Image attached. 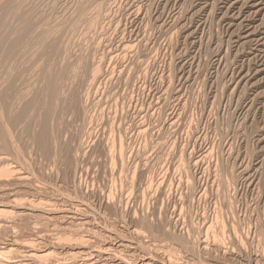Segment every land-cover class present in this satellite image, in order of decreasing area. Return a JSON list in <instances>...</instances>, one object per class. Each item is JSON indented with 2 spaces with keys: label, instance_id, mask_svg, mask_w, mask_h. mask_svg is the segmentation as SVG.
<instances>
[{
  "label": "rangeland",
  "instance_id": "374dc122",
  "mask_svg": "<svg viewBox=\"0 0 264 264\" xmlns=\"http://www.w3.org/2000/svg\"><path fill=\"white\" fill-rule=\"evenodd\" d=\"M3 1L7 42L35 31L18 63L1 58L11 111L57 74L63 107L43 95L34 122L6 125L19 148L0 150V264H264V14L229 0ZM46 107L59 117L49 153L33 141Z\"/></svg>",
  "mask_w": 264,
  "mask_h": 264
},
{
  "label": "bare ground",
  "instance_id": "6f19581e",
  "mask_svg": "<svg viewBox=\"0 0 264 264\" xmlns=\"http://www.w3.org/2000/svg\"><path fill=\"white\" fill-rule=\"evenodd\" d=\"M5 1V0H4ZM3 1V2H4ZM10 1V0H9ZM22 1H24V0H22ZM90 1V0H89ZM88 1V2H89ZM230 2V6L234 9V10H236V9H238L239 11H240V14L241 15H246L247 14V16H249L250 14L253 16V17H256V16H259V15H263L264 14V0H229ZM91 2V1H90ZM89 2V3H90ZM6 3V2H5ZM22 3H24V2H22ZM3 4V3H2ZM31 4H34V3H31ZM6 5V4H5ZM8 5V4H7ZM11 5V4H10ZM24 5V4H23ZM28 5V4H27ZM226 5V4H225ZM13 6V5H12ZM34 6V5H33ZM88 6V5H87ZM229 6V7H230ZM6 7V6H5ZM8 7V6H7ZM31 7V6H30ZM24 8H26V6L24 7ZM87 8V7H86ZM32 10L34 9V8H31ZM87 9H89V8H87ZM3 10V9H2ZM4 10H6V8L4 9ZM9 10V7H8V9H7V11ZM30 10V9H29ZM85 10V9H84ZM227 10V9H226ZM12 11V10H11ZM34 11H36V10H34ZM5 12V11H4ZM13 13V12H12ZM37 13V12H36ZM35 13V14H36ZM50 13V12H49ZM51 13H53V12H51ZM50 13V14H51ZM226 13V12H225ZM229 13V12H228ZM250 13V14H249ZM25 14V13H24ZM236 14V13H235ZM8 15V14H7ZM40 15H42V14H40ZM39 15V16H40ZM86 15V14H85ZM84 15V16H85ZM238 15V14H237ZM250 15V16H251ZM261 15V16H262ZM3 16V15H2ZM48 16V15H47ZM50 16V15H49ZM225 16H227L226 14H225ZM230 16H232V15H230ZM264 16V15H263ZM51 17V16H50ZM57 17V16H56ZM59 17V16H58ZM61 17H63V15L61 16ZM228 17V16H227ZM226 17V18H227ZM240 17V16H239ZM242 17V16H241ZM246 17V16H245ZM244 17V18H245ZM252 17V18H253ZM12 18V17H11ZM29 18H30V16H29ZM29 18H27L26 19V17L24 18L26 21H28L29 20ZM35 18V17H34ZM47 18V17H46ZM53 18V17H52ZM51 18V19H52ZM81 18V17H80ZM105 18V17H104ZM234 18V17H233ZM243 18V17H242ZM258 18V17H257ZM3 18L0 16V74H2L1 73V70L3 69V65L1 64L2 62H1V58H2V55H3V57L4 58H2V59H5V58H9L10 56V58H13L14 57V51H15V49L17 48V50H18V47L17 46H19L18 44L19 43H21V41H22V39L25 37V36H27V34H29L32 30H33V26H32V28H31V25H33V20H31V22H32V24L30 25V23L29 22H27V24L25 23V24H23L24 23V20H23V26H25L26 25V27H23V28H25L26 29V34H24V35H22V36H20L19 34H17V39H15L14 41L13 40H11L12 42H7L6 40H5V37L6 36H2L1 35V26L3 25L2 24V22H3V20H2ZM30 19H32V18H30ZM48 19H50V18H48ZM50 19V20H51ZM54 19H56V18H54ZM63 19V18H62ZM91 19V18H90ZM228 19H229V17H228ZM238 19V18H237ZM248 19V18H247ZM251 19V18H250ZM255 19V18H254ZM254 19H253V21H254ZM262 19V18H261ZM7 20V19H6ZM9 20V19H8ZM8 20H7V23H8ZM37 20V19H36ZM45 20V19H44ZM50 20H48V21H50ZM83 20V19H82ZM239 20V19H238ZM245 20V19H244ZM244 20H242V22H244ZM5 21V20H4ZM25 21V22H26ZM30 21V20H29ZM247 21H249V19L247 20ZM62 22V21H61ZM250 22H251V20H250ZM42 23V22H41ZM251 23H253V22H251ZM2 24V25H1ZM9 24V23H8ZM10 24H11V22H10ZM36 24V23H35ZM46 24V23H45ZM55 24V23H54ZM80 24V23H79ZM231 24V23H230ZM6 25V24H5ZM47 26H48V24H46ZM63 25V24H62ZM247 25V24H246ZM11 26V25H10ZM14 26V25H13ZM52 26V25H51ZM75 26V25H74ZM259 26V25H258ZM37 27V26H36ZM35 27V28H36ZM55 27V26H54ZM244 27V26H243ZM247 27V26H246ZM250 27H252V26H250ZM263 27V26H262ZM11 28V27H10ZM48 28V27H47ZM50 28V27H49ZM64 28V27H63ZM248 28V27H247ZM3 29H4V27H3ZM9 29V28H8ZM42 29H43V27H42ZM246 29V28H245ZM250 29V28H249ZM252 29V28H251ZM7 30V29H6ZM9 30H12V29H9ZM16 30H15V28H14V33H16L15 32ZM18 32H19V30H17ZM36 31H38V29L36 30ZM251 31V30H250ZM4 32V31H3ZM33 32H35L34 30H33ZM40 32V31H39ZM47 32V31H46ZM252 32H255V30L254 31H252ZM258 32V31H257ZM6 33V32H5ZM11 33H13V32H11ZM21 33V32H20ZM32 33V32H31ZM65 33V32H64ZM247 35H245L246 37H248V38H250V37H252V35H251V32L249 33L248 31H247ZM256 33V32H255ZM254 33V34H255ZM9 34V33H8ZM35 35H36V33H34ZM38 34V33H37ZM253 34V35H254ZM263 34V33H262ZM7 35V34H6ZM12 35V34H11ZM31 35H33V34H31ZM61 35H63V33L61 34ZM38 36H39V34H38ZM44 36V35H43ZM243 36V35H242ZM255 36V35H254ZM9 37V36H8ZM13 37H15L14 35H13ZM37 37V36H36ZM245 37V38H246ZM256 37V36H255ZM12 38V37H11ZM44 38V37H43ZM50 38V37H49ZM52 38V37H51ZM60 38H63V37H60ZM238 38H240V37H238ZM242 38V37H241ZM245 38H242V40L243 39H245ZM7 39V38H6ZM263 39V38H262ZM8 40V39H7ZM40 40V39H39ZM39 40H38V43H39ZM42 40V39H41ZM239 40V39H238ZM257 40V39H256ZM35 41V40H34ZM52 41V40H51ZM61 41H62V39H61ZM245 41H246V39H245ZM261 41V40H260ZM247 42H249V41H247ZM251 42H252V38H251ZM256 42V41H255ZM5 43V44H4ZM242 43L243 44H245V42L244 41H242ZM241 43V44H242ZM42 44V43H41ZM40 44V45H41ZM242 44V45H243ZM261 44H263V43H261ZM59 45H60V43H59ZM45 47H47V46H45ZM20 46H19V50H20ZM43 48V47H42ZM56 49L57 48H55V50L53 51V54H54V52L56 51ZM72 49V48H71ZM22 50V49H21ZM63 50V49H62ZM16 52V56H17V54H18V51H15ZM32 52V51H31ZM14 53V54H13ZM67 53V52H66ZM65 53V54H66ZM69 53V52H68ZM12 54H13V57H12ZM20 54V53H19ZM23 54V53H22ZM52 54V55H53ZM55 56H56V53L54 54ZM64 54H62V56H63ZM14 57V59H15V63L17 62H19V61H16L17 60V58H19V57ZM18 56H21V55H18ZM61 57V56H60ZM66 57V56H65ZM58 58V57H57ZM64 58V57H63ZM7 59H5L6 60V67L8 66V64H9V62L12 60V59H8V60H10V61H8ZM20 59V58H19ZM88 59V58H87ZM78 60V59H77ZM7 61H8V64H7ZM14 61V60H13ZM13 61H11V62H13ZM24 61V60H23ZM33 61V60H32ZM54 61V60H53ZM10 62V64H12ZM63 62V61H62ZM66 62V61H65ZM80 62V61H79ZM14 63V64H15ZM4 64V65H5ZM9 64V65H10ZM13 64V65H14ZM31 64V63H30ZM38 64H40V63H38ZM18 65V64H17ZM25 65V64H24ZM54 65V64H53ZM59 65V64H58ZM66 65H68V64H66ZM79 65V64H78ZM16 66V65H15ZM18 66H20V64L18 65ZM36 66V65H35ZM57 66V65H56ZM64 66V65H63ZM92 66V65H91ZM13 67V66H12ZM23 67V66H22ZM53 67V66H52ZM59 67V66H58ZM67 67V66H66ZM10 68V67H9ZM9 68H8V70H9ZM26 68H28V66L26 67ZM30 68V67H29ZM34 68V67H33ZM257 69L255 70V71H253V72H255V74L253 73V75L252 76H254V75H258V74H262V73H264V66L262 65V64H260L258 67H256ZM12 69V68H11ZM14 69V68H13ZM13 69H12V71H13ZM22 69V68H21ZM36 69H37V67H36ZM81 69V68H80ZM5 72H7V69H5V67H4V69H3ZM31 70V69H30ZM33 70V69H32ZM4 71H2V72H4ZM12 71H8V73L9 72H11L12 73ZM39 71V70H38ZM75 71V70H74ZM4 72V73H5ZM15 72H17V71H15ZM14 72V73H15ZM29 72V71H28ZM33 72V71H32ZM58 72V71H57ZM64 72V71H63ZM240 72H242V71H240ZM239 72V74H241ZM8 73H6V74H4V75H7ZM18 73V72H17ZM20 73V72H19ZM31 73V72H30ZM36 73V72H35ZM32 74V73H31ZM57 74V73H56ZM81 74V73H80ZM4 75H2V76H0V78L2 79V77H6V76H4ZM15 75H17V74H15ZM236 75H238V74H236ZM245 74H243V76H244ZM247 75H249V73L247 74ZM246 75V76H247ZM7 76H9V75H7ZM41 76V75H40ZM39 76V77H40ZM53 76V75H52ZM55 76H58V74L57 75H55ZM50 77L49 79H48V82H46V85H45V87H46V89H47V92H48V95H47V93H46V95L48 96V99H49V101H50V103H52L53 101H55L56 99H57V97H56V99H55V96L57 95L56 94V85H57V79L58 78H56V77ZM65 76V75H64ZM14 77V76H13ZM21 77V76H20ZM23 77V76H22ZM21 77V78H22ZM29 77V76H28ZM37 77V76H36ZM75 77V76H74ZM93 77V76H92ZM241 77V76H240ZM11 78H12V75H11ZM10 78V79H11ZM47 78V77H46ZM251 78V77H250ZM1 79H0V82H1ZM4 79L5 78H3L2 79V81L3 82H6V81H4ZM7 79H9V77L8 78H6V80ZM45 79V78H44ZM241 78H239V80H240ZM247 79V78H246ZM245 79V80H246ZM41 80H42V78H41ZM41 80H39V81H41ZM60 80H61V78H60ZM73 80V79H72ZM242 80V79H241ZM240 80V81H241ZM251 80V79H250ZM13 80H11V81H9V83L7 84V87L5 88V86H4V88L5 89H1L2 87H1V85H0V150L2 149L4 152H5V150H8L7 151V153H9V150H10V148H9V146H13V144L15 145V143L14 142H16V141H14L13 143H11L12 141L11 140H9L10 138H9V133H8V131H7V128H6V125L7 124H11V125H14V127H16L15 125H19V123L21 124V127L22 126H24V124L22 125V123H21V121L22 122H24L23 120H27L26 118H28L29 116H31V115H29L28 113L31 111V112H33V108H34V110L35 109H39V110H43L42 109V107L41 106H39V108H35L34 107V105L32 104V102L34 103V101H35V99L36 98H39V97H41L42 98V100H43V95L45 94V92H46V90L44 89V88H42V89H44V94L42 95V91H40V92H42L41 94H40V92L39 91H37V92H39V95H42V96H39V97H35V99H34V101H32V99H30L29 101L30 102H27V103H25V105L24 106H22V108H20V110L19 111H17V109H16V113L15 112H13V111H11V109H10V106L8 105V100L10 99L11 100V98H9V97H13V96H10L11 95V93H9V92H13L14 91V88H16L15 87V85L13 86V82H12ZM15 81V80H14ZM45 81V80H44ZM239 81V82H240ZM243 81H244V79H243ZM27 82V81H26ZM59 82H61V81H59ZM235 82V81H234ZM238 82V83H239ZM242 82V81H241ZM249 82V81H248ZM19 83V82H18ZM22 83H24V81L22 82ZM28 83V82H27ZM32 83H34V82H32ZM31 83V84H32ZM17 84V83H16ZM37 84V83H36ZM42 84V83H41ZM40 84V85H41ZM62 84V83H61ZM5 85V84H4ZM24 85V84H23ZM239 85V84H238ZM21 86V85H20ZM27 87V86H26ZM25 87V88H26ZM38 87V86H37ZM76 87V86H75ZM236 87V86H235ZM239 87V86H238ZM63 88V87H62ZM32 89V88H31ZM71 89V88H70ZM17 90H15V92H16ZM36 91V90H35ZM58 91V90H57ZM30 92V91H29ZM36 92V93H37ZM62 92V91H61ZM75 92V91H74ZM73 92V93H74ZM14 93V92H13ZM12 93V94H13ZM35 93V92H34ZM36 93H35V95H36ZM58 93V92H57ZM67 93V92H66ZM70 93V92H69ZM23 94V93H22ZM63 94V93H62ZM78 94V93H77ZM34 95V94H33ZM37 95H38V93H37ZM46 95H44L45 97H46ZM76 95V94H75ZM18 96H19V94H18ZM77 96V95H76ZM17 97V96H16ZM34 97V96H33ZM44 97V98H45ZM64 97V96H63ZM20 98V97H19ZM23 98V97H22ZM47 98V97H46ZM77 98V97H76ZM40 99V98H39ZM38 99V100H39ZM58 99H60L59 97H58ZM57 99V100H58ZM80 99V98H79ZM26 100V99H25ZM42 100H40V101H42ZM61 100V99H60ZM63 100V99H62ZM12 101V100H11ZM10 101V102H11ZM36 101H37V99H36ZM40 101H38V102H40ZM46 101V100H45ZM59 101V100H58ZM54 102L53 103V107H54V104L55 103H60V101L59 102ZM66 101V100H65ZM81 101V100H80ZM37 102V103H38ZM44 102V101H43ZM43 102L42 103H38V105L39 104H43ZM2 103V104H1ZM18 103H19V101H18ZM63 103V102H62ZM32 104V105H31ZM35 104H36V102H35ZM74 104V103H73ZM77 104V103H76ZM81 104V103H80ZM1 105L3 106V109H2V107H1ZM12 105V104H11ZM38 105H35V106H38ZM56 105V104H55ZM15 106V105H14ZM17 106V105H16ZM33 106V107H32ZM42 106H44V105H42ZM61 106V104L59 105V106H55V107H59L60 108V111L62 110V107H63V105H62V107H60ZM31 107V108H30ZM41 107V108H40ZM45 107V106H44ZM74 107V106H73ZM14 108V107H13ZM3 111H2V110ZM32 109V110H31ZM53 109V108H52ZM83 109V108H82ZM13 110V109H12ZM55 110V109H54ZM58 110V109H57ZM66 110V109H65ZM59 111V110H58ZM80 111V110H79ZM37 112V111H36ZM41 112V111H40ZM43 112V111H42ZM41 112V113H42ZM50 112H51V109H50V107H46L45 108V110H44V112H43V114H41L42 116H41V118H36V120L38 121V122H36L37 123V125L36 124H32V126L33 125H36L37 127H38V132L36 133V134H33L34 135V139L33 138H29V137H27V138H29V139H33V141H35L36 143L35 144H37V146H39L40 147V151L41 150H43L45 153H47L48 151H47V147H48V145H50V146H53L54 144H50V141H52V137H53V133H51V130L49 131L50 133L49 134H51L50 136H51V140L49 141V139H50V136L47 134L48 133V131H47V129H50L49 128V126H50V124H47L48 123V117H50ZM52 112H53V110H52ZM52 112H51V115H52ZM39 113V112H38ZM54 113V112H53ZM61 113V112H60ZM83 113V112H82ZM32 114V113H31ZM39 115H40V113H39ZM38 114L36 115H34V116H39ZM76 115V114H75ZM28 116V117H27ZM33 116V115H32ZM32 116H31V120L30 121H32L33 120V118H32ZM33 116V117H34ZM54 116L56 117L57 115L56 114H54ZM54 116H51L50 118H51V120H52V123L54 122L55 123V120L53 121V118H54ZM58 116H59V112H58ZM57 119L59 118V117H56ZM39 119V120H38ZM62 119V118H61ZM51 120H49V121H51ZM60 120V119H59ZM65 120V119H64ZM26 123L27 122H29V121H25ZM32 122H34V120L32 121ZM57 122V121H56ZM49 123H51V122H49ZM28 125H29V123H27ZM31 124V123H30ZM49 125V126H48ZM20 126V125H19ZM27 126V125H26ZM31 125H30V127H32ZM47 126H48V128H47ZM51 126H52V124H51ZM50 126V127H51ZM53 126H55V124L53 125ZM18 127V126H17ZM30 127H26V129H24L25 130V132H27V131H29V130H27V128H30ZM58 127V126H57ZM60 127V126H59ZM25 128V127H24ZM34 128V127H33ZM53 128V127H52ZM51 128V129H52ZM17 130L18 129H20V127L19 128H16ZM22 129V128H21ZM27 130V131H26ZM37 130V129H36ZM55 130V129H54ZM19 131H22V130H19ZM31 131H33L32 129H31ZM53 131V130H52ZM18 132V131H17ZM23 132V131H22ZM21 132V133H22ZM24 132V133H25ZM54 132V131H53ZM24 133H23V136H24ZM27 133H29V132H27ZM26 133V134H27ZM31 133V135H32V133L33 132H30ZM53 134V135H52ZM56 134V133H55ZM28 135V134H27ZM30 135V136H31ZM20 136L21 135H19V139H20ZM48 136H49V139H48ZM22 137V136H21ZM33 137V136H32ZM56 137H58V135L56 134ZM60 137V136H59ZM13 138V137H12ZM24 138V137H23ZM28 139V140H29ZM57 139V138H56ZM48 140V141H47ZM61 140V139H60ZM11 141V142H10ZM32 141V142H33ZM56 141V140H55ZM54 140H53V142H51V143H54L55 142ZM9 142H10V144H9ZM20 142V141H19ZM26 142H28V141H26ZM29 142H31L30 140H29ZM48 142H49V144H48ZM34 143V142H33ZM60 143V142H59ZM12 144V145H11ZM21 144V143H20ZM19 144V145H20ZM23 144V143H22ZM25 144V143H24ZM28 144H30V143H28ZM27 144V145H28ZM56 144V143H55ZM17 145H18V143H17ZM17 145H15V148H19V146H17ZM17 146V147H16ZM32 146H33V144H32ZM36 146V147H37ZM60 146V145H59ZM21 147V146H20ZM38 147V148H39ZM15 148H12L11 147V153H12V151H13V149H15ZM17 148V149H18ZM23 148V147H22ZM25 148V147H24ZM52 148V147H51ZM17 149H15L16 151H17ZM48 149H50V148H48ZM54 149V148H53ZM61 149V148H60ZM27 150V149H26ZM38 150V151H39ZM68 150V149H67ZM16 151H15V153H16ZM50 151V150H49ZM65 151V150H64ZM2 152V151H1ZM14 152V151H13ZM18 152V151H17ZM22 153V151H19V153ZM42 152V151H41ZM20 153V154H21ZM49 153V152H48ZM19 154V155H20ZM25 154V153H24ZM0 155H2V154H0ZM6 155H8V154H6ZM14 155V154H13ZM22 155H23V153H22ZM52 155V154H51ZM58 155V154H57ZM15 156V155H14ZM16 156H17V154H16ZM49 156V155H48ZM55 156V155H54ZM2 157V156H1ZM9 157V156H8ZM11 157V156H10ZM13 157V156H12ZM20 157V156H19ZM14 158V157H13ZM55 158V157H54ZM3 159V158H2ZM15 159V158H14ZM13 159V160H14ZM22 159V158H21ZM24 159V158H23ZM13 160H11V161H13ZM1 161V160H0ZM18 161V160H17ZM25 161V160H24ZM123 161V160H122ZM3 162V161H2ZM23 162V161H22ZM22 162L21 163H19L20 165H23L22 164ZM29 162V161H28ZM26 163H27V161H26ZM12 164V163H11ZM25 164V163H24ZM1 165V164H0ZM26 165V164H25ZM12 166H14V165H12ZM16 167V166H15ZM21 167H23V166H21ZM25 167V166H24ZM27 167V166H26ZM30 167V166H29ZM1 173V172H0ZM1 177V176H0ZM21 177V176H20ZM14 178V177H13ZM11 182V181H10ZM15 182H16V180H15ZM23 183V182H22ZM17 184V183H16ZM5 185V184H4ZM3 185V186H4ZM15 187V186H14ZM15 189V188H14ZM220 190V189H219ZM17 204V203H16ZM21 205V204H20ZM19 205V206H20ZM31 205V204H30ZM17 206V205H16ZM77 213V212H76ZM139 222V221H138ZM164 229V228H163ZM148 230V229H147ZM149 232V231H148ZM165 232V231H164ZM237 234V233H236ZM139 236V235H138ZM162 237H164V236H162ZM170 237V239L172 238L171 236H169ZM220 237V236H219ZM120 238V237H119ZM159 238V237H158ZM180 239V238H179ZM175 240V239H174ZM185 240V239H184ZM172 241V240H171ZM178 241V240H177ZM183 241V240H182ZM230 241V240H229ZM233 241V240H232ZM245 241V240H244ZM243 241V242H244ZM175 242H176V240H175ZM185 242V241H184ZM191 242V241H190ZM231 242V241H230ZM180 243V242H179ZM178 243V244H179ZM186 243V242H185ZM183 244V243H182ZM121 245V244H120ZM243 245V244H242ZM185 246V245H184ZM186 246H187V244H186ZM189 246V245H188ZM234 246V245H233ZM85 247V246H84ZM87 247V246H86ZM191 247V246H190ZM204 247V246H203ZM239 247V246H238ZM184 248V247H183ZM188 248V247H187ZM217 248H219V247H217ZM205 249V248H204ZM221 249V248H220ZM109 251V250H108ZM223 251V250H222ZM235 251V250H234ZM219 252V251H218ZM83 253V252H82ZM101 253V252H100ZM107 253V252H106ZM227 253V252H226ZM231 253V252H230ZM98 254V253H97ZM31 255V254H30ZM82 255H84V254H82ZM114 255V254H113ZM34 256V255H33ZM1 257V259H2V256H0ZM31 258V257H30ZM29 258V259H30ZM35 258V257H34ZM92 258V257H91ZM90 258V259H91ZM117 258H121V257H117ZM23 259V258H22ZM33 259V258H32ZM122 259V258H121ZM3 260H5V259H3ZM11 260V259H10ZM34 260V259H33ZM111 260V259H110ZM122 262V261H121ZM124 262V261H123ZM8 263V262H7ZM92 264H94V263H92Z\"/></svg>",
  "mask_w": 264,
  "mask_h": 264
}]
</instances>
